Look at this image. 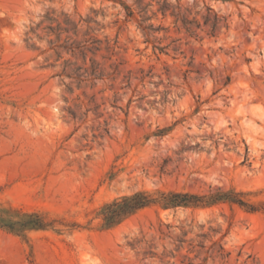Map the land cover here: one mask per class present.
I'll use <instances>...</instances> for the list:
<instances>
[{
	"label": "rangeland",
	"instance_id": "374dc122",
	"mask_svg": "<svg viewBox=\"0 0 264 264\" xmlns=\"http://www.w3.org/2000/svg\"><path fill=\"white\" fill-rule=\"evenodd\" d=\"M170 2L200 28L158 14L147 42L133 0H0V207L50 224L0 228V264H264L261 209L152 206L103 227L138 192L264 205V0Z\"/></svg>",
	"mask_w": 264,
	"mask_h": 264
},
{
	"label": "trees",
	"instance_id": "16d2710c",
	"mask_svg": "<svg viewBox=\"0 0 264 264\" xmlns=\"http://www.w3.org/2000/svg\"><path fill=\"white\" fill-rule=\"evenodd\" d=\"M114 1L116 2L117 0ZM133 1L140 15L138 27L146 37L147 42H149V37L152 33L166 30L161 26L155 27L154 24L149 23V21H151L153 17L158 16V14H161L164 19L169 16L175 18V23H180L187 33H191L194 26L200 28L196 20H190L189 17L182 15L179 7L174 6L170 0ZM121 4L125 7L127 16L133 18L135 12L132 10L131 6L124 2H121ZM155 4L158 5V9L154 11ZM150 11L152 12V16H148ZM204 25L209 26L212 32L215 33L220 26H222V20L218 16H215L213 20L205 18ZM159 50L163 51L164 49L160 48ZM80 70L81 69H77V72ZM92 73L91 75H94L95 69H93ZM69 77L71 78V76ZM167 131L166 129L160 130L158 135L163 136ZM244 196L243 193H235L234 191L223 192L220 190L207 195L183 192H158L155 194L138 192L132 196L122 197L106 204L102 209L103 227L106 229L114 228L136 215L138 212L152 206H159L167 210L178 208H209L220 203H230L252 212L259 211L260 209L264 211V205L255 206L249 204L245 201ZM14 218H18V220H14ZM48 226H50V224L38 213H21L0 207V228L9 229L12 232L21 234L29 231L45 230Z\"/></svg>",
	"mask_w": 264,
	"mask_h": 264
}]
</instances>
